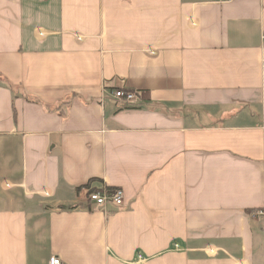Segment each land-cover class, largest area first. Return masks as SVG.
Wrapping results in <instances>:
<instances>
[{
	"label": "crops",
	"instance_id": "crops-1",
	"mask_svg": "<svg viewBox=\"0 0 264 264\" xmlns=\"http://www.w3.org/2000/svg\"><path fill=\"white\" fill-rule=\"evenodd\" d=\"M263 35L264 0H0V264H264Z\"/></svg>",
	"mask_w": 264,
	"mask_h": 264
},
{
	"label": "built area",
	"instance_id": "built-area-1",
	"mask_svg": "<svg viewBox=\"0 0 264 264\" xmlns=\"http://www.w3.org/2000/svg\"><path fill=\"white\" fill-rule=\"evenodd\" d=\"M264 40V35H263ZM113 95L119 105L137 104L142 95L141 90H131L126 88H118L114 90ZM87 200L98 208H106L109 205L121 206L124 204V191L122 188H116L109 191L102 187L96 191L86 188ZM49 264H66L59 256H52Z\"/></svg>",
	"mask_w": 264,
	"mask_h": 264
},
{
	"label": "trees",
	"instance_id": "trees-1",
	"mask_svg": "<svg viewBox=\"0 0 264 264\" xmlns=\"http://www.w3.org/2000/svg\"><path fill=\"white\" fill-rule=\"evenodd\" d=\"M26 99H28L29 101H32V102L42 103V101L40 100V98H38L37 96L31 95V94H27L26 95ZM68 101L69 100H67L66 102H68ZM46 106L49 109H57V108H59V105H55V106L53 105V106H51V105L46 104ZM91 183H92V181H89L83 187L84 188H88V189H90L92 191H96V190H98L99 188H102V187L107 188L109 191H114L116 189L115 187H110V186L92 187L91 186ZM249 212H252V211H249Z\"/></svg>",
	"mask_w": 264,
	"mask_h": 264
}]
</instances>
